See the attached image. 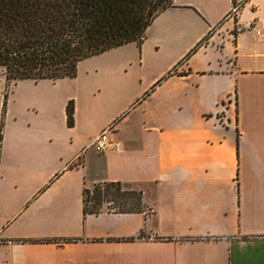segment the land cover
<instances>
[{
    "label": "crops",
    "instance_id": "1",
    "mask_svg": "<svg viewBox=\"0 0 264 264\" xmlns=\"http://www.w3.org/2000/svg\"><path fill=\"white\" fill-rule=\"evenodd\" d=\"M232 10L174 5L201 29L151 25L167 62L79 66L38 82L37 109L0 92V264H264V0ZM108 127L121 149L96 154ZM104 183L141 191L145 211L85 216L83 191Z\"/></svg>",
    "mask_w": 264,
    "mask_h": 264
},
{
    "label": "trees",
    "instance_id": "2",
    "mask_svg": "<svg viewBox=\"0 0 264 264\" xmlns=\"http://www.w3.org/2000/svg\"><path fill=\"white\" fill-rule=\"evenodd\" d=\"M175 0H0V70L7 85L57 82L77 77L78 65L136 43ZM249 0H232L240 11ZM196 47L191 54L196 52ZM74 124V103L66 108ZM107 206L117 214L145 211L141 191L120 183L97 184L83 191L84 215Z\"/></svg>",
    "mask_w": 264,
    "mask_h": 264
},
{
    "label": "rangeland",
    "instance_id": "3",
    "mask_svg": "<svg viewBox=\"0 0 264 264\" xmlns=\"http://www.w3.org/2000/svg\"><path fill=\"white\" fill-rule=\"evenodd\" d=\"M227 1L228 0H175L174 5L182 6V7H186L190 5H197L202 8L204 13H209L214 16V15H219L225 9V7H227ZM238 1H242V0H238ZM179 15L181 14H176L173 12H165V13L160 14V16L153 22L151 26L152 31L155 32L156 30L161 31V30H169V29H174V30L198 29L201 26V25L199 26L195 25L191 21L183 20L184 18H179ZM200 18L202 19V21L204 20V18L202 17ZM202 27H203V24H202ZM149 39L150 38H148L147 40L148 42L147 41H145L146 43L144 42L143 50L141 47L139 48L138 45L129 44L121 48H117L109 52H106L100 56H97V57L81 62L78 65V70H79V66H80V69H85L87 67H91V69H95V68L100 69L101 65L107 66L108 62H111L112 65L116 66V65H119V63H121L123 60L127 61L128 59H131V60L133 59L135 62L136 59L142 58L143 52L146 53L145 54L146 60L148 58L153 59L155 61H158L160 64L167 62L170 59V54L164 50V45H161L160 51L156 52V49L154 47V44H155L154 39L152 40H149ZM153 68L151 67L147 68L144 71V76L145 75H148V77L156 76V74H158L159 72L155 68L154 69ZM100 70H101L100 75L103 76L104 73L102 72V69ZM128 70H129L128 73H122V72H119L117 68H115L110 72L109 75H111L114 78L124 77V76H125L124 78L138 77L139 75L138 73L140 72V69L138 70L136 68L131 67ZM3 76H4L3 72L2 70H0V92L5 95H9L10 93L17 94L16 96L17 98H20V96H27L29 97L28 101H30V99L33 98L32 103L34 104V107L32 108H36V109H37V87H39V85L46 86V87L51 85L50 83L47 84L48 82L38 84L32 81L18 82L16 86L6 85L5 80L2 79ZM131 82L133 81L131 80ZM117 92L118 91L116 88L113 89L112 91L113 94H116ZM100 99L101 101H103L105 99V96H102ZM62 118H63V111L61 110V107L60 108L58 107V110H56L55 113H52V123H55V122L57 123V121L61 122ZM90 188L92 189V186H89V189ZM104 211H109L107 206L104 207Z\"/></svg>",
    "mask_w": 264,
    "mask_h": 264
},
{
    "label": "built area",
    "instance_id": "4",
    "mask_svg": "<svg viewBox=\"0 0 264 264\" xmlns=\"http://www.w3.org/2000/svg\"><path fill=\"white\" fill-rule=\"evenodd\" d=\"M238 11L236 9L232 10L231 15L236 14ZM113 127H108L105 129L98 137L95 138L91 145V149H93L97 154L104 155L105 153L111 150H120L121 147L116 145L113 146L112 142L109 139V132ZM154 210H151V213H154Z\"/></svg>",
    "mask_w": 264,
    "mask_h": 264
},
{
    "label": "water",
    "instance_id": "5",
    "mask_svg": "<svg viewBox=\"0 0 264 264\" xmlns=\"http://www.w3.org/2000/svg\"><path fill=\"white\" fill-rule=\"evenodd\" d=\"M146 39V38H145Z\"/></svg>",
    "mask_w": 264,
    "mask_h": 264
}]
</instances>
